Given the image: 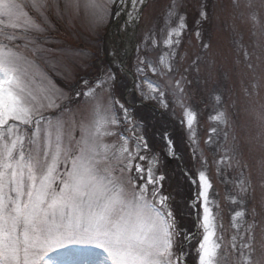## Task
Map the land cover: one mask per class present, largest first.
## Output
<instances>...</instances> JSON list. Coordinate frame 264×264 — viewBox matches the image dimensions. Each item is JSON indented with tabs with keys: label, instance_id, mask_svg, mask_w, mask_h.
Segmentation results:
<instances>
[{
	"label": "snow or ice",
	"instance_id": "6c2138e0",
	"mask_svg": "<svg viewBox=\"0 0 264 264\" xmlns=\"http://www.w3.org/2000/svg\"><path fill=\"white\" fill-rule=\"evenodd\" d=\"M145 6L146 0H0V264H61L62 254L49 255L59 249L66 255L95 257L97 264H188L191 252L185 244L201 234L189 235L180 227L170 197L161 190L164 177L156 175L151 164L145 169L140 163L146 160L143 153L149 147L145 137L137 136L135 127L127 129L131 137L117 131L131 119L125 105L112 94L116 70H109L86 91L74 93L76 101L91 102L85 115L63 103V91L39 63L43 59L53 68L62 65V71L71 74L52 36L59 22L86 18L92 30L114 23L127 32L139 22ZM182 7V0H172L166 10L169 26L163 44L167 51L158 64L147 58L149 47L158 46L154 32L145 35L143 52L141 45L135 46L138 74L150 69L163 78L180 72L174 65L183 59L180 48L187 23ZM228 8L236 53L232 72L241 81L250 73L253 76L251 88H244L248 100L239 107L233 100L231 113L221 110L214 117L227 129L225 142L229 131L234 133L226 148L215 142L216 148L232 156L214 162L228 159L239 170L237 196L247 205L255 184L264 192V103L256 107L251 99L259 95L254 74L258 68L264 71V0H229ZM199 16L208 19L207 5L201 6ZM235 21L251 23V51ZM122 66L121 60L117 67ZM181 79L186 78L181 74ZM145 82L151 93L146 98H159L166 107L164 87ZM175 84L174 102L184 109V122L195 144L196 113L186 106L180 81ZM98 91L106 93L107 100ZM217 99L223 103V97ZM245 121L260 129L256 137L242 139L236 133L237 128L244 129ZM206 143L213 145L211 136ZM256 144L259 158L252 156ZM167 148L172 154L170 139ZM192 151L195 156L197 148ZM246 153L251 164L244 159ZM202 162L207 165V158L202 157ZM250 167L255 175L252 171L245 175ZM198 177L200 203L193 202V207L202 209V215L197 213L202 229L195 247L198 264H222L218 253L224 237L217 235V215L209 198L212 182L205 171ZM245 215L237 211L232 216L231 247L239 254L234 264H264V243L258 254L253 246L256 228L264 232V195L253 204L250 221Z\"/></svg>",
	"mask_w": 264,
	"mask_h": 264
},
{
	"label": "rangeland",
	"instance_id": "374dc122",
	"mask_svg": "<svg viewBox=\"0 0 264 264\" xmlns=\"http://www.w3.org/2000/svg\"><path fill=\"white\" fill-rule=\"evenodd\" d=\"M171 2L172 0H151L149 5L146 4V20H144V24L141 25L142 27L138 31V33L140 32L141 52H143L142 42L145 35L149 31L156 34L155 38L158 41V46H150L147 54V58L154 64H158L159 57L167 51L163 44L169 26L166 22L165 13ZM228 3L229 0H182L183 7L181 11L186 15L187 23L180 48V55L183 59L174 65V67L180 69V72H173L167 77L162 78L154 75L150 69H146L142 75L138 74L136 71V44L133 43V49L126 57L123 56L121 51V49H124V43L126 42V32L116 24L115 26L106 24L92 30L90 22L86 18L73 19L71 23L61 21L58 28L52 33L62 50L60 54L63 57V63L71 66L70 75L62 71V65L53 68L50 64L45 63L43 59L39 61L41 68L47 72L55 87L63 91L65 96L63 103L69 104V107L73 110L80 109L81 113L85 115L91 106V102L86 104L83 98L76 101L74 93L86 91L89 87L94 86L97 80L104 78L109 70H116L117 98L128 109L131 119L130 124H125L126 133L129 137L132 136V132L127 131V129L135 127L136 135H142L140 123L147 124L148 136L156 144L155 149L157 148L158 155L160 157L164 155L174 162L172 165L168 164L166 169L171 171V175L174 177L172 180H174V186H176L174 206L176 204L177 207L175 206L173 212L177 221L180 227L189 235L201 234L194 236L185 244V248L191 252V255L187 257L188 264H198L195 247L197 246V240L202 238L200 221L197 219L198 224L195 222V207H193L194 201L197 204L200 203L193 193L194 190L198 194V173L200 171H205L212 182L209 198L213 201V211L217 215V235L222 234L224 237L222 247L218 253V259L222 261V264H234L239 255L237 250L231 247V236L235 232V229L231 226L232 216L237 211H244L246 213L244 219L250 221V211L253 204L257 203L264 195L259 185L255 184V192L249 190L250 195L247 205L239 202L236 187L239 170L234 166H230L228 159H224L222 163L214 162L219 161L222 156H232L231 152L225 153L223 148H216L215 142L219 140L226 148L231 145L234 134L229 131L228 140L225 142L223 136L227 129L223 125H219L214 117L221 110H228L231 113L233 109L230 105L233 100L237 101L238 107L248 100V97L244 94V88H251L253 76L250 73L248 77L241 81L232 72L236 53L232 43L233 20ZM202 5H207V20H201L199 16ZM197 21H200V23L197 24ZM235 24L244 33V44L249 45L248 50L251 51L248 34L251 23L235 21ZM197 32H199V36H197ZM203 45L209 47L205 49ZM195 58H198V63H193ZM121 60L123 66L118 68L117 64ZM185 67L188 68L187 72L183 71ZM181 74L186 79H181ZM254 76L259 81V88L256 90L259 95L253 96L251 99L255 106L259 107L260 103H264V71L258 68ZM85 80L87 84L84 83ZM177 80L180 81V87L184 89L186 106L196 113L194 123L195 144L192 143L191 133L186 122H184V109L174 102L173 93L176 92L175 82ZM145 81L159 83L164 87L166 107L160 103L159 98H146L151 93ZM137 84L140 85L139 88H137ZM44 85L47 86V81H44ZM100 95L107 100L106 93L98 91V96ZM218 96L223 97V103L218 101ZM68 98H71V102ZM133 112H136V114H132ZM244 123V129L237 128L236 133L242 139L248 136L256 137L260 132L256 124L250 121ZM213 128L216 129L214 133L210 131ZM171 130L172 133L169 132ZM210 136L213 141L212 146L206 143ZM110 139L115 140L116 138ZM168 139L173 144L172 154L168 152ZM194 147L197 148L195 156L192 151ZM149 150H145L143 154L146 156V160L140 163L145 169L151 164L154 173L159 176L155 169V163L151 160V156H156V151L155 154L153 151L149 155ZM260 155L259 144H256L252 156L259 158ZM202 157L207 158V165L202 162ZM244 159L251 164V158L247 153ZM232 163L234 164V161ZM187 166H189V170L193 172V178L197 181L196 188L193 187V184L190 185L189 178V180H186L183 176ZM249 171H252L255 175L254 169L251 167L245 171V175H248ZM160 183L163 185L162 181ZM234 198L237 200L235 203L233 202ZM170 200H173V194ZM198 211L202 215V209L198 208ZM240 219L238 218V220ZM262 243H264V232L257 227L253 244L257 254ZM94 251L100 253L98 249ZM57 253L62 254L60 257L61 264H97L95 257H84L83 260L76 257L69 258L68 255L64 254V249H59L56 253H50L49 255L56 256ZM102 254L104 253L102 252ZM253 258L255 259V257Z\"/></svg>",
	"mask_w": 264,
	"mask_h": 264
},
{
	"label": "bare ground",
	"instance_id": "6f19581e",
	"mask_svg": "<svg viewBox=\"0 0 264 264\" xmlns=\"http://www.w3.org/2000/svg\"><path fill=\"white\" fill-rule=\"evenodd\" d=\"M131 29V28H130ZM130 29L128 30V32L130 31ZM131 50V46L127 45V48L124 50V56H128L129 52Z\"/></svg>",
	"mask_w": 264,
	"mask_h": 264
}]
</instances>
